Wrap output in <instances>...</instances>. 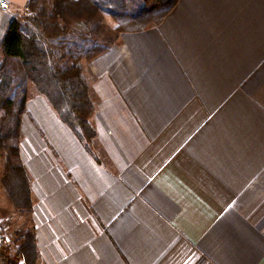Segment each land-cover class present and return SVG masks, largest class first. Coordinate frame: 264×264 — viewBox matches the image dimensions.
Wrapping results in <instances>:
<instances>
[{"label": "crops", "instance_id": "1", "mask_svg": "<svg viewBox=\"0 0 264 264\" xmlns=\"http://www.w3.org/2000/svg\"><path fill=\"white\" fill-rule=\"evenodd\" d=\"M84 62L92 154L27 84L36 256L20 260L264 264V0H177Z\"/></svg>", "mask_w": 264, "mask_h": 264}, {"label": "trees", "instance_id": "2", "mask_svg": "<svg viewBox=\"0 0 264 264\" xmlns=\"http://www.w3.org/2000/svg\"><path fill=\"white\" fill-rule=\"evenodd\" d=\"M176 2L28 0L23 13L10 16L0 40V186L14 210L32 208L30 178L19 153L28 82L92 154L93 103L81 60L110 48L123 32L156 26ZM106 15L114 26L105 21ZM16 234L21 241L18 256L30 249L35 257L34 236L23 229ZM5 250L0 249V264H19Z\"/></svg>", "mask_w": 264, "mask_h": 264}, {"label": "rangeland", "instance_id": "3", "mask_svg": "<svg viewBox=\"0 0 264 264\" xmlns=\"http://www.w3.org/2000/svg\"><path fill=\"white\" fill-rule=\"evenodd\" d=\"M25 11V9H23L22 11H20L19 13H23ZM7 13H10V9ZM13 13H11L12 15ZM105 21L111 25L114 26L115 22L113 21V19L109 16H105ZM89 60V59H82L81 60V64H82V68L84 70V67L86 66V63L84 61ZM87 72L88 69H87ZM2 149L0 147V177L2 174V162H3V158H2ZM0 220L3 226V229L5 231V234L7 236L6 240H5V244L0 248L1 250H5L6 254L8 256H10V258H15L19 261V264H24L21 260H20V256H18V251L20 248V242L19 240H17L18 236L16 234V232L20 229H23L24 231H28V233H32V222L30 221V215L29 212H25V213H20L17 210H14L12 206L9 205L6 197L3 194V190L0 186ZM21 255H23V257H26L27 259H31V257L33 256L32 251L29 249L28 251L25 252H21ZM21 262V263H20Z\"/></svg>", "mask_w": 264, "mask_h": 264}, {"label": "built area", "instance_id": "4", "mask_svg": "<svg viewBox=\"0 0 264 264\" xmlns=\"http://www.w3.org/2000/svg\"><path fill=\"white\" fill-rule=\"evenodd\" d=\"M10 9V0H0V13H7ZM7 236L0 220V248L5 244Z\"/></svg>", "mask_w": 264, "mask_h": 264}]
</instances>
